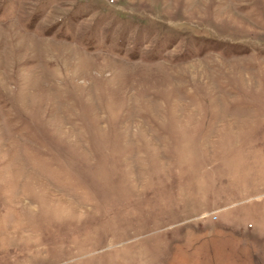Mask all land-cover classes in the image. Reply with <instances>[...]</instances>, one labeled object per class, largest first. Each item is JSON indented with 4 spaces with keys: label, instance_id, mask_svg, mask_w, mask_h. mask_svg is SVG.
Returning <instances> with one entry per match:
<instances>
[{
    "label": "rangeland",
    "instance_id": "374dc122",
    "mask_svg": "<svg viewBox=\"0 0 264 264\" xmlns=\"http://www.w3.org/2000/svg\"><path fill=\"white\" fill-rule=\"evenodd\" d=\"M0 264H264V0H0Z\"/></svg>",
    "mask_w": 264,
    "mask_h": 264
}]
</instances>
